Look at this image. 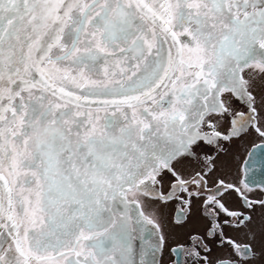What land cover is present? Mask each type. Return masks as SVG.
Instances as JSON below:
<instances>
[{
  "label": "snow or ice",
  "instance_id": "obj_1",
  "mask_svg": "<svg viewBox=\"0 0 264 264\" xmlns=\"http://www.w3.org/2000/svg\"><path fill=\"white\" fill-rule=\"evenodd\" d=\"M251 133L264 172V0H0V264H264V199L205 152Z\"/></svg>",
  "mask_w": 264,
  "mask_h": 264
},
{
  "label": "flooded vegetation",
  "instance_id": "obj_2",
  "mask_svg": "<svg viewBox=\"0 0 264 264\" xmlns=\"http://www.w3.org/2000/svg\"><path fill=\"white\" fill-rule=\"evenodd\" d=\"M259 143V138L255 135V133H251L250 135L244 136L241 139L234 140L232 143L225 144V151H222L218 154L215 151L205 149V152L216 157V170L208 177L209 188H214L216 186L215 181L218 178L224 179L230 183H236L242 189L243 184H241V181H243L249 185L251 191L248 194L252 198L264 199V184H261L260 182L262 177H264V172H262L258 163H252L253 160H257L259 157H253L250 155V153L253 151V145ZM203 154L204 153L202 152L201 155ZM200 163L201 162L197 160L186 161L183 166V170L186 173L193 172L200 167ZM250 177L255 178V184L250 182ZM226 203L230 208L240 207L239 197L235 194L227 197ZM161 211L167 220L169 248L176 247V245L179 243L187 245L189 233L195 231L202 233L204 231L205 221L201 218V208L198 201L194 202L192 206L191 219L186 225L182 227L172 223L173 217L177 214V207L175 204L170 203L167 207L162 208ZM260 213L261 209L258 207L256 212L253 214L258 225L261 223V221H264V217H262ZM223 219L224 217L221 216V220ZM225 231L229 236H235L239 240H244V231L246 230L236 232L232 229L226 228ZM209 246L213 248L211 253L213 260H215L216 257L224 254L223 252L219 254L218 248L213 242H210ZM183 259L187 261L188 257L184 256ZM175 260V256L170 255L168 251L165 252L163 264H174Z\"/></svg>",
  "mask_w": 264,
  "mask_h": 264
},
{
  "label": "rangeland",
  "instance_id": "obj_3",
  "mask_svg": "<svg viewBox=\"0 0 264 264\" xmlns=\"http://www.w3.org/2000/svg\"><path fill=\"white\" fill-rule=\"evenodd\" d=\"M218 252H219V254H221L223 252V250L218 248Z\"/></svg>",
  "mask_w": 264,
  "mask_h": 264
}]
</instances>
